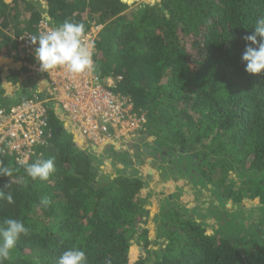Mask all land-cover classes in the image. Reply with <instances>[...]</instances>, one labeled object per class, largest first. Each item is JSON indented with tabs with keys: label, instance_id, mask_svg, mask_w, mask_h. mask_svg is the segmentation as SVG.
Segmentation results:
<instances>
[{
	"label": "trees",
	"instance_id": "16d2710c",
	"mask_svg": "<svg viewBox=\"0 0 264 264\" xmlns=\"http://www.w3.org/2000/svg\"><path fill=\"white\" fill-rule=\"evenodd\" d=\"M262 16L264 0H0V57L24 55L17 40L25 33L35 51L41 21L96 27L93 73L144 118L138 131L94 153L49 106V135L25 163L0 153L13 169L0 176V190L14 198L0 199V222L29 228L4 264H57L73 246L89 264H264V73H247L241 59L243 37ZM33 75L37 86L0 95V105L42 98L44 75ZM49 158L56 171L47 181L27 175V165ZM151 162L152 174L166 178L161 192L148 190L153 175L141 165ZM194 188L216 202L192 203ZM44 197L50 206L40 204ZM244 198L259 201L249 221ZM228 200L235 206L225 207ZM151 211L155 240L143 226Z\"/></svg>",
	"mask_w": 264,
	"mask_h": 264
},
{
	"label": "built area",
	"instance_id": "2783aa9c",
	"mask_svg": "<svg viewBox=\"0 0 264 264\" xmlns=\"http://www.w3.org/2000/svg\"><path fill=\"white\" fill-rule=\"evenodd\" d=\"M39 27L42 32L53 28L46 21H41ZM96 31L97 28L92 27L83 37L91 50ZM25 35L17 40L24 53L20 59L30 74L44 75L46 92L42 98H29L9 107L0 105V153L12 155L19 164L25 163L49 135V106L94 148L104 147L114 138L122 141L142 127L144 118L129 113L128 99L114 93L109 88L111 85L104 83L93 71L73 74L63 67L49 72L42 70L34 47Z\"/></svg>",
	"mask_w": 264,
	"mask_h": 264
},
{
	"label": "clouds",
	"instance_id": "9594fccd",
	"mask_svg": "<svg viewBox=\"0 0 264 264\" xmlns=\"http://www.w3.org/2000/svg\"><path fill=\"white\" fill-rule=\"evenodd\" d=\"M254 32L243 37L245 50L242 62L249 74L264 73V16L255 21ZM85 25L82 22L63 21L56 27L31 37V43L36 45L35 57L40 62L41 69L51 71L58 67L66 68L70 73L81 74L94 70L93 52L84 43ZM260 37V40L257 39ZM54 158L37 159L27 165L26 172L33 180L47 181L55 173ZM13 169L0 161V176L11 177ZM9 187L6 184L4 188ZM0 199L9 204L14 203L11 192L0 190ZM40 204L50 206L48 197L41 199ZM29 234V228L22 220L5 218L0 222V264L9 260L12 250L22 236ZM57 264H89L84 250L70 247L58 258ZM106 264H111L107 261Z\"/></svg>",
	"mask_w": 264,
	"mask_h": 264
},
{
	"label": "rangeland",
	"instance_id": "374dc122",
	"mask_svg": "<svg viewBox=\"0 0 264 264\" xmlns=\"http://www.w3.org/2000/svg\"><path fill=\"white\" fill-rule=\"evenodd\" d=\"M155 1H157V0H155ZM11 58H7V59H5V58H3V57H0V61H1V63H0V65L2 66V67H6V66H9V62L10 61H8V60H10ZM13 60H16V58L14 59L13 58ZM19 61L21 62V64H23V61L21 60V59H19ZM19 61H17V62H19ZM11 66V65H10ZM12 68V67H11ZM10 68H8V70H9ZM22 76V75H21ZM20 78L19 77H17V78H14V79H12V80H9L12 84H14V82L15 81H18ZM105 82H106V84H110V80H105ZM60 115V114H59ZM107 145V144H106ZM102 146H96V149H100V150H102ZM95 149V148H94ZM107 159H109L110 160V158H108V157H106V158H104V160H107ZM144 160H145V162L144 163H147V162H150V158H148V159H145L144 158ZM136 164V163H135ZM151 164H152V162L151 163H149V166L151 167ZM136 166H138L137 164L134 166V167H136ZM147 165H145V164H143V165H141V168H142V170H143V172H144V170H145V167H146ZM182 168H183V166H182ZM232 172V171H231ZM146 173H149V174H152L153 173V171L151 172V169L150 168H148V172H145V174ZM231 176H233L234 174H233V172L230 174ZM188 178H191V176L189 175L188 176ZM161 182H162V180H160L159 181V183L158 184H161ZM190 185H191V182H190ZM179 186V185H178ZM186 186V185H185ZM196 186V185H195ZM201 186V185H200ZM177 189H179V187H177ZM188 189V188H187ZM189 190V189H188ZM200 190V191H199ZM198 190V188H194L193 189V192L191 191V200H192V203H197V204H200L201 206H203V207H207L208 206V201H209V199L211 198V199H214V196L211 194V192L209 191V190H205V189H203V190H201V189H199ZM176 193H178V192H176ZM214 201L216 202V200L214 199ZM258 199H249V198H244L242 201H241V205H243V219H245V221L246 220H250V218L252 217V216H255L256 215V213L258 212V206H259V204H258ZM233 203H232V201L231 200H228L227 202H226V204H225V207H228L229 209L230 208H232V207H234L235 205H232ZM255 208V209H254ZM154 214H155V211H151V213H149V216L147 217V219H146V222H145V224H143V226L145 227V228H147L148 230H149V238L151 239V240H155V235H156V227H155V225H156V220H155V218H154ZM253 219V218H252ZM251 219V220H252ZM247 221V222H248ZM210 232V231H209ZM154 248H156L157 246L156 245H152ZM131 251H132V253L135 255V254H137V253H139V252H141V248H140V245L137 243H134L133 245H132V247H131Z\"/></svg>",
	"mask_w": 264,
	"mask_h": 264
},
{
	"label": "crops",
	"instance_id": "0c3cea01",
	"mask_svg": "<svg viewBox=\"0 0 264 264\" xmlns=\"http://www.w3.org/2000/svg\"><path fill=\"white\" fill-rule=\"evenodd\" d=\"M6 1H10V0H6ZM126 1L132 2L133 0H126ZM147 1L153 2L154 0H145V2H147ZM19 59L20 58H16V60H13V58H11L10 60H8V61H10L8 63L9 66H6V67H2L0 65V95L10 97L14 93H16L18 89L22 88V86H25L26 83H30L31 85L32 84L33 85L38 84V82H36V83L33 82L34 79H36V77H37L36 75H31L29 72L27 73V72H21L20 71L23 64H21ZM17 61H19V62H17ZM0 63H1V61H0ZM8 68H10V69L8 70ZM11 70L20 71L19 75H18V77L20 79L18 81H15L14 84H12L9 81V80H11L10 79L11 78L10 77V71ZM40 85L42 86V84H40ZM34 86H37V85H34ZM57 113L59 114L58 111H57ZM74 134H75V136L79 137L81 140L85 141L80 135H78L76 133H74ZM89 147L91 148L90 150L94 153H100L103 150V149L100 150V149H96V148L94 149V147H91L90 145H89ZM103 163H104L102 166L103 170L106 172H111L112 171L111 160H109V159L103 160ZM148 168H150L149 165L145 167L144 172H148ZM152 175L153 176L151 178H147L148 190H152L153 192H161L167 186V183L165 182L166 178H164V176L162 174H159V175L158 174H152ZM160 180H162V182H161V184H158Z\"/></svg>",
	"mask_w": 264,
	"mask_h": 264
},
{
	"label": "water",
	"instance_id": "95a60500",
	"mask_svg": "<svg viewBox=\"0 0 264 264\" xmlns=\"http://www.w3.org/2000/svg\"><path fill=\"white\" fill-rule=\"evenodd\" d=\"M123 1H125V0H123Z\"/></svg>",
	"mask_w": 264,
	"mask_h": 264
}]
</instances>
